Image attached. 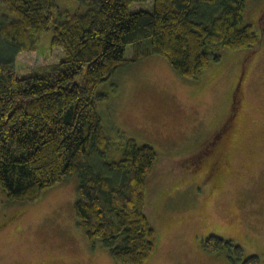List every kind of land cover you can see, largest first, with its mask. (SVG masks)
<instances>
[{
    "label": "trees",
    "instance_id": "trees-1",
    "mask_svg": "<svg viewBox=\"0 0 264 264\" xmlns=\"http://www.w3.org/2000/svg\"><path fill=\"white\" fill-rule=\"evenodd\" d=\"M77 1L70 11L57 0H0L13 14L0 11V186L9 199L27 200L78 176L74 210L92 247L109 249L118 264H146L157 243L145 207L159 154L122 134V158L109 159L114 143L97 107L108 94L98 87L148 53L163 55L179 75L196 78L220 61L223 50L255 49L263 34L246 20L250 0ZM149 1L152 10L130 9ZM49 30L64 58L50 64L48 73H21L19 54L36 51ZM146 39L141 54L128 59V45ZM203 245L243 257L231 239L210 235ZM243 264H260V258L251 255Z\"/></svg>",
    "mask_w": 264,
    "mask_h": 264
},
{
    "label": "rangeland",
    "instance_id": "rangeland-1",
    "mask_svg": "<svg viewBox=\"0 0 264 264\" xmlns=\"http://www.w3.org/2000/svg\"><path fill=\"white\" fill-rule=\"evenodd\" d=\"M57 3L62 10L78 6L77 0ZM260 4L250 0L245 14L263 34L257 48L223 50L220 61L196 78L179 75L163 55L148 53L98 87L108 94L97 107L114 143L109 159L122 158V134L159 154L148 176L145 207L157 243L146 264H243L251 255L264 264ZM2 8L1 14L13 16ZM130 9L152 10V2H135ZM52 35L43 32L36 51L19 54L21 73H48L50 64L64 58ZM148 42L128 45L126 57L135 58ZM78 183V176L66 177L27 200L9 199L0 186V264H118L109 249L92 247L77 223ZM210 235L241 245L243 257L226 249L207 251L203 240Z\"/></svg>",
    "mask_w": 264,
    "mask_h": 264
}]
</instances>
